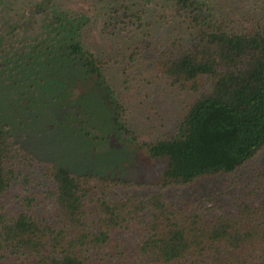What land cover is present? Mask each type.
Listing matches in <instances>:
<instances>
[{
    "label": "trees",
    "instance_id": "obj_1",
    "mask_svg": "<svg viewBox=\"0 0 264 264\" xmlns=\"http://www.w3.org/2000/svg\"><path fill=\"white\" fill-rule=\"evenodd\" d=\"M87 1L98 12L40 0L34 34L6 44L29 15L0 0V55L40 54L113 92L111 57L88 41L100 21L104 36L127 39L125 58L151 53L164 79L198 96L176 135L145 143L167 159L157 182L76 172L37 157L0 124V264H264V166L244 177L231 205L212 197L211 207L180 206L167 194L238 176L264 150V0Z\"/></svg>",
    "mask_w": 264,
    "mask_h": 264
},
{
    "label": "rangeland",
    "instance_id": "obj_2",
    "mask_svg": "<svg viewBox=\"0 0 264 264\" xmlns=\"http://www.w3.org/2000/svg\"><path fill=\"white\" fill-rule=\"evenodd\" d=\"M15 1L13 7L17 8L20 4ZM39 1L27 0L17 9L28 13L29 20L17 37L8 38L6 44L34 34L35 21L41 17L34 16L31 8ZM54 1L61 9L98 12L97 6L87 0ZM159 23L164 24L162 20ZM100 26L98 21L88 41L111 57L108 83L113 92H107L104 82L95 75L72 68L66 71L58 67L61 63L41 58L40 54H35L34 59L1 54L0 124H7L20 143L37 157L64 164L76 172L92 170L157 182L164 178L167 159L151 157L145 143L176 135L182 116L198 94L164 79L156 70L151 53H145L135 63L125 58L127 39L104 36ZM167 33H173V29L165 25L159 35L167 37ZM260 166H264V150L238 176H216L193 186L172 187L167 194L180 206L195 202L211 207L215 200L231 205L235 192L242 190L244 177ZM29 173L37 175L40 169Z\"/></svg>",
    "mask_w": 264,
    "mask_h": 264
}]
</instances>
